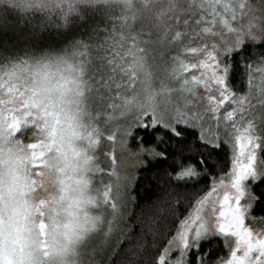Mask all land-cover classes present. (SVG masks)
I'll use <instances>...</instances> for the list:
<instances>
[{
    "label": "snow or ice",
    "instance_id": "snow-or-ice-1",
    "mask_svg": "<svg viewBox=\"0 0 264 264\" xmlns=\"http://www.w3.org/2000/svg\"><path fill=\"white\" fill-rule=\"evenodd\" d=\"M0 32V264H264V0H0Z\"/></svg>",
    "mask_w": 264,
    "mask_h": 264
},
{
    "label": "trees",
    "instance_id": "trees-1",
    "mask_svg": "<svg viewBox=\"0 0 264 264\" xmlns=\"http://www.w3.org/2000/svg\"><path fill=\"white\" fill-rule=\"evenodd\" d=\"M27 41L23 39V33L15 34L12 32H0V45L7 44L10 47L6 48V51H11L15 49L22 48ZM34 43V42H33ZM260 49H257L259 51ZM236 85L239 87L240 79L239 72L236 74ZM230 157V152L228 149H225L220 153L221 166L227 163ZM171 161L167 163H159L154 167L145 169L137 173L142 178L139 181L137 187V195L139 198V207L136 208L137 218H135L131 226L135 227L136 231L133 233V237L131 239H135L137 234L142 231L143 225H141L138 217L144 214L145 211L151 212L152 206L157 203V197L162 196L164 193L160 190L161 186H163L164 181V172L168 168V165ZM217 172L220 171L218 167L216 169ZM159 177V180L157 179ZM204 188V184H201L199 188L192 190L189 189L188 193L192 194L193 192H199Z\"/></svg>",
    "mask_w": 264,
    "mask_h": 264
},
{
    "label": "rangeland",
    "instance_id": "rangeland-1",
    "mask_svg": "<svg viewBox=\"0 0 264 264\" xmlns=\"http://www.w3.org/2000/svg\"><path fill=\"white\" fill-rule=\"evenodd\" d=\"M254 103H255V101H254Z\"/></svg>",
    "mask_w": 264,
    "mask_h": 264
}]
</instances>
